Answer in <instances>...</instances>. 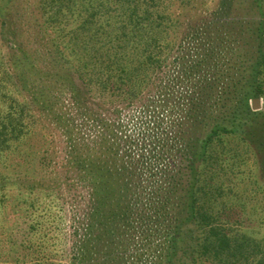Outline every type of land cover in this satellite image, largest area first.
<instances>
[{"label":"trees","instance_id":"trees-1","mask_svg":"<svg viewBox=\"0 0 264 264\" xmlns=\"http://www.w3.org/2000/svg\"><path fill=\"white\" fill-rule=\"evenodd\" d=\"M44 3L29 22L0 7L22 95L0 113V152L21 149L36 116L60 131L62 158L39 166L54 163L50 185L71 196L72 242L60 258L24 240L12 264H264V189L261 202L241 191L247 169L226 148L250 146L264 176V112L251 109L264 97V0H220L182 35L170 7L191 0Z\"/></svg>","mask_w":264,"mask_h":264},{"label":"rangeland","instance_id":"rangeland-1","mask_svg":"<svg viewBox=\"0 0 264 264\" xmlns=\"http://www.w3.org/2000/svg\"><path fill=\"white\" fill-rule=\"evenodd\" d=\"M219 1L191 0L192 8L188 6H181V8L178 3H174L170 7V12L175 18L181 17L183 22L179 31L181 35L184 33L187 24H193L199 15L211 14ZM44 4V0H0V7H4V14L11 16L10 19L16 18L18 22H29L28 19L30 17H39L43 11ZM12 28L15 30L14 27ZM5 33L0 30V113H4L9 109L6 103L9 100V94H12L17 99L22 98L20 86L14 84L18 80L9 73L11 67L9 52L11 53V50L7 47L8 41L6 43L4 40ZM13 33L25 45L28 44V39H35L34 36L31 37L28 34L30 32L25 30L24 32L13 31ZM36 64L38 63L36 62ZM3 67L10 74L7 77L2 75ZM11 71L13 73L12 68ZM252 103L253 101L251 102V109L253 110ZM257 107L258 109L253 111L264 112V97L258 101ZM129 115H131V120L128 118V113L124 112L123 124H129L130 131L138 133L140 129L138 123L139 112L130 110ZM36 118L39 123L32 126L34 133L25 139L17 140L18 142L15 141V146L22 145L21 149L13 148L6 152H0V185L4 186L2 190L0 186V264H12L13 258L18 255L22 256L19 252L23 249L24 240L42 242L45 256L53 257L55 255L57 257L56 251L62 252L59 254L60 258L63 256L68 258L70 256L72 239L69 238V234L72 231L71 219L73 212L71 196L69 195L68 197L67 192L60 193L57 189L55 190L56 183L50 185V181L54 176L52 169H56L54 163L47 173H42L39 166L40 156L45 155V157L53 159L54 162L62 158L63 149L59 136L60 131L47 120L37 116ZM241 147L242 144H236L233 140H230L226 147L230 149V156H233V152H237L235 158L240 160H236L237 168L247 169L243 175L241 191L246 192L258 189L261 202L264 176L259 172V167L254 168V162H259L258 157L260 154L255 153L250 146L247 148ZM42 151L45 153L43 154ZM262 154L263 152H261ZM246 159L247 164H245ZM29 162H32V164H29ZM242 164L246 165V167H243ZM32 167H34L35 173L32 172ZM251 169H255L256 177L254 173L250 172ZM39 179H48V181L45 182L41 190H30L29 184ZM231 188L232 186H230V190ZM231 191L234 192L235 189L232 188ZM246 195L249 196L250 194ZM29 200L34 201L30 208H28L30 204L25 202ZM229 204L227 203V205ZM220 206L217 205V207ZM249 217L254 218V216ZM31 225L34 226L33 230H30L29 226ZM259 234H264V225L260 226ZM65 264H68L67 260H65Z\"/></svg>","mask_w":264,"mask_h":264},{"label":"water","instance_id":"water-1","mask_svg":"<svg viewBox=\"0 0 264 264\" xmlns=\"http://www.w3.org/2000/svg\"><path fill=\"white\" fill-rule=\"evenodd\" d=\"M258 100H254L253 103H252V108L253 110H257L258 109Z\"/></svg>","mask_w":264,"mask_h":264}]
</instances>
